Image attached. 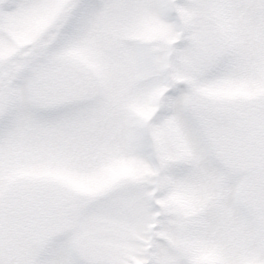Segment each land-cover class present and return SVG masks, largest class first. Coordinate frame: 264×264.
<instances>
[{
	"label": "rangeland",
	"instance_id": "1",
	"mask_svg": "<svg viewBox=\"0 0 264 264\" xmlns=\"http://www.w3.org/2000/svg\"><path fill=\"white\" fill-rule=\"evenodd\" d=\"M160 2L0 0L6 264H47L67 239L85 264H159L162 244L223 264L197 255V218L230 216L234 187L238 244L264 229V6Z\"/></svg>",
	"mask_w": 264,
	"mask_h": 264
},
{
	"label": "snow or ice",
	"instance_id": "2",
	"mask_svg": "<svg viewBox=\"0 0 264 264\" xmlns=\"http://www.w3.org/2000/svg\"><path fill=\"white\" fill-rule=\"evenodd\" d=\"M241 3H248L249 0H240ZM253 6L255 0H251ZM259 3L264 6V0H259ZM156 8L163 13V5L160 0H157ZM261 25V31L264 32V10L260 13V19L255 17L252 19V24ZM234 71L229 69L222 73V76L233 75ZM215 174H206L205 181L207 186L214 187ZM229 207L231 214L225 218L221 213L215 209L206 211L199 220L196 236L198 240L197 255L200 251H217L223 256V264H243L242 256L246 251H254L259 254L262 261H264V229L253 225L247 233H245V244L239 245L233 233L241 226L245 225L246 220L239 214V200L237 190L234 187L232 196L229 200ZM150 216H146L143 227L146 229L150 224ZM183 223V220L179 221ZM171 236L177 244L183 239V234L178 228H172ZM165 253H170L172 258L168 260H161L159 264H199V261H193L186 257L183 253L182 246L178 247L174 252L167 244L161 246V257ZM50 259L47 264H85L80 258L75 249L71 239L63 241L61 244H53L50 250ZM0 264H6L3 259H0ZM21 264H28L27 261H22Z\"/></svg>",
	"mask_w": 264,
	"mask_h": 264
}]
</instances>
